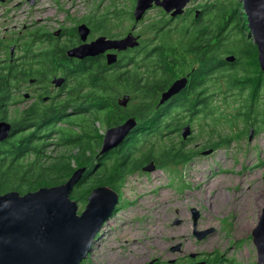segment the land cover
I'll use <instances>...</instances> for the list:
<instances>
[{
	"label": "rangeland",
	"instance_id": "1",
	"mask_svg": "<svg viewBox=\"0 0 264 264\" xmlns=\"http://www.w3.org/2000/svg\"><path fill=\"white\" fill-rule=\"evenodd\" d=\"M136 1L40 0L33 8L44 12L45 24L51 28L71 26L70 15L75 21L82 22L101 14L100 11L117 9L111 13L115 17L117 15V20L108 27L110 30L107 33L120 37L130 30L132 21L134 22L133 10ZM196 2L209 4V8L215 10L214 14L222 19V21L219 19L215 33L223 27V17L229 15L231 21L227 26L230 34L228 39L231 42L233 40L234 48L240 50L244 47L249 50L251 44H255L248 25L244 27V38L236 29L233 10L239 8L238 5L244 6L243 0H196ZM225 7L229 8L226 13L222 12ZM241 11L246 17L244 7ZM29 19L30 14L23 13V9L5 15L0 11V40L4 36L16 34L19 27ZM163 19L162 12L153 10L147 18L152 23L151 27L143 29L145 22L140 25L141 30H146L143 37L147 41L151 39H153L151 43L156 41L153 37L154 29ZM248 22L247 17V24ZM106 24L101 22L93 26L104 28L107 27ZM162 26L163 24L160 25ZM175 28L176 22L167 29L172 32L167 36L168 39L177 38V32L173 31ZM41 31L43 28L33 32L42 34ZM164 35V31L159 33L160 37L164 38ZM240 39L243 43H237ZM156 45L152 43L151 47ZM57 50L55 52L63 51L62 48ZM151 52V49L145 47L143 56H149ZM255 52L258 55V49ZM137 57V62H140L141 52ZM156 58L157 56L154 55L152 60L156 61ZM66 64L58 61L53 65L59 68L67 67ZM138 64L140 63L129 68L132 70L140 68ZM154 68L157 70V80L163 79L160 69L156 65ZM221 77L223 76L217 74L216 93L209 92L210 86L207 85L210 95H206L213 98L211 95L217 94L218 121L217 123L209 121V126L199 134L198 141L207 145V140L213 134L215 141H219L220 138L225 140L231 138V144L221 146L211 157L197 158L195 163H190L188 166L170 165L166 172L162 170L149 173L130 172L117 181V189L115 187L112 189L119 195L118 207L96 236V238L99 236V239L95 240L92 251L83 264H149L153 260H156V264H171L172 260H175L174 264L207 260L209 264L257 263L258 254L252 233L264 208V88L254 105L258 134H254L250 140L249 130L245 131V123L241 119V113L244 112L250 94L248 91L242 92L232 88L229 90V79ZM135 97V103L141 99L139 95L135 94ZM14 108L12 107L9 114L10 122L19 117V110ZM20 109L23 110V106ZM88 119H96L91 110L88 117L85 111L77 112L72 120L63 122L58 135L52 131L51 134L43 135L42 139L35 141L36 146H40L43 153L38 155L33 150H29L20 163L26 167L30 164H34L36 168L42 165L46 167L56 159L68 163V158L64 160L61 157H69L71 154L75 157V162L72 160L70 164L76 168L81 164V155L77 149L84 146L80 139L89 132L88 128L84 129V123ZM199 121L196 120L195 123L198 125ZM69 126L73 129L69 130ZM108 128L102 127L101 123L95 121L94 130H91L94 135L100 134L98 137L101 138L100 147ZM68 137L72 138V143L67 142ZM150 146L152 145L142 144L139 146V151L147 150ZM106 158L108 166L112 165L111 159H108V156ZM145 158L146 156L140 155L138 160L133 159V161L142 162ZM75 201L78 214H81L87 202ZM193 208L200 212L199 230L214 228V233L201 241L192 234ZM176 219L182 220V224L173 225ZM179 243L183 244L182 251L173 252L172 248ZM191 254H196V259H190Z\"/></svg>",
	"mask_w": 264,
	"mask_h": 264
},
{
	"label": "flooded vegetation",
	"instance_id": "2",
	"mask_svg": "<svg viewBox=\"0 0 264 264\" xmlns=\"http://www.w3.org/2000/svg\"><path fill=\"white\" fill-rule=\"evenodd\" d=\"M38 1L40 0H0V11L3 15L20 12L22 9L23 13L30 14L29 21L23 23L16 34L10 35L9 37L4 36L0 40V74L8 76L10 68L12 67L14 71H17L18 75L16 81H19V85L14 87L12 107H15L14 109L17 111L19 110L18 118L20 119V123L25 124L23 127H20V135L37 132L40 135L39 139H42L43 135L51 134L52 131L58 135L59 128L63 126V122L72 120L77 112L85 111V115L87 116L89 113V104L95 98L93 100L90 98L92 89L88 90L92 85L91 77L94 73L109 83L110 90L113 92V99L116 100V105L121 110H124L120 112L124 114V117L126 116L120 123L113 124L109 128L121 126L129 119H134L137 122V126L129 133L119 147L96 158L101 150L103 137L101 147L93 157V161L91 163H84L80 167L77 166L75 170L85 168L86 172L104 171L106 167L112 166H108L106 157L113 151L134 142L138 134H142V138L138 140L140 143L137 145V150H139L140 145L149 143L152 145L151 149L156 158L165 150L180 151L183 149L189 155V159L185 162L180 159L168 162H162L156 159L145 160L143 164L128 172H147L145 170L147 167L153 168L154 170L152 172L156 170L166 172L170 165L188 166L190 163H195L197 158H208L218 151V141L213 139V134L207 140V145L198 141L199 134L205 127L209 126V121L213 123H217L218 121L216 106L217 94H212L211 97L213 98L207 97L206 95H210L209 92L211 91L216 93L217 74H220L223 76L221 78L226 80L232 79L234 70L229 65L237 61L238 55L232 53L234 42L233 40L232 42L229 41L228 37L230 34L227 30L221 36L223 40L220 39L221 41H218L217 32L215 33L214 31L220 17L214 14L215 10L210 9L209 4H200L196 0H191L184 8L183 13L178 16H173L172 13H167L163 8L154 4L145 12L139 21L135 18L134 8V22L132 21L133 24L130 30L119 37L107 33L110 30L108 27H111L110 25L114 24V21L117 20V15L115 17L111 14L117 9L100 11L101 14L92 16L82 22L80 20L75 21L70 15L69 22L72 24L71 26L66 28H51L48 24H45L44 12L34 10L33 8ZM153 10L162 12V16L164 17L154 29L153 37L156 41L152 43L157 44L155 47H151V41L153 39L147 41L143 37L146 30H141L140 28V25L144 22L146 25L143 29H149L151 27L152 23L147 18ZM34 17L37 18L34 19ZM244 19V24L248 25L247 16ZM100 21L105 24L107 23V27H104L105 29L95 28L93 26L101 23ZM174 22H176V28L173 31H176L178 36L177 38L168 39L167 36L171 35L172 32L167 31V29ZM162 24L163 26L160 27ZM82 26L85 28L81 29L80 27ZM164 27L165 29H163ZM40 28H43V31H41L42 34L33 32ZM203 28L209 29L211 41L200 39L198 36L197 33ZM162 31L165 34L164 38L159 36V33ZM129 36L134 38V43H138L135 48H129L126 51L120 52L118 50H107L95 56H82L91 47L92 43L101 38H105L108 41H119ZM200 46L210 47L212 50L210 55L204 58H197L194 51L188 50ZM145 47L151 49V55L143 56ZM60 48H62V52H55ZM161 48L177 50L178 54L185 58L187 63L185 70L178 77L173 76L170 81H166L167 84L164 90L158 85L164 77L161 80H157L156 75L158 74L154 66L156 65L161 72L162 60H160V55L168 54L170 56V54L167 53L168 51L163 52L160 50ZM73 49H77L81 56L80 58L68 55V51ZM139 52H141L142 60L137 62ZM109 55H115L117 62L109 65ZM154 55L157 56L156 61L152 60ZM230 56L235 57L234 62L227 60ZM58 61L65 62L68 66L59 68L54 66L53 64ZM137 63H140L138 64L140 68H134L133 70L129 68L137 65ZM91 64L94 68L88 70ZM57 79L64 80L60 87L54 83ZM138 79L144 86L147 84L153 85L150 87V90H153L155 92L154 94L158 91L154 101L153 98L145 97L142 93L136 92L134 87H131L133 82H137ZM180 79L187 80L186 87L178 94L173 95L166 103L160 104L162 94ZM212 80L213 82L211 83ZM100 85L105 84L102 82L97 84V86ZM228 85V89L230 90L232 85L230 83ZM100 93L97 92L99 96ZM135 94L141 97L136 103ZM147 103L154 104L150 108L151 113L148 118L144 120L140 117V112L137 108ZM21 106H23V110L20 109ZM34 110L37 111L39 116L37 119L46 116L57 122H54L55 124L51 123L49 126L40 127V129L36 126L38 122L34 121L35 118L32 115ZM7 118L9 119V116ZM196 120H200L198 125L195 123ZM4 121L0 120V122ZM47 121L42 122L41 126L42 124L46 125ZM147 122L149 125L145 128L148 129L146 132L143 125ZM27 123L28 126L25 128ZM88 127L89 123H84V129ZM72 129L73 127L69 126V130ZM248 130L249 135L251 132L253 135L258 134L257 124L249 125ZM143 136L145 137L143 138ZM68 141L73 140L68 137ZM3 143H0V146ZM4 149L5 152L8 151L6 148ZM208 151L211 152L205 154ZM190 259L196 258L190 257ZM201 262L209 264L208 260ZM197 263L200 262H187V264Z\"/></svg>",
	"mask_w": 264,
	"mask_h": 264
},
{
	"label": "water",
	"instance_id": "3",
	"mask_svg": "<svg viewBox=\"0 0 264 264\" xmlns=\"http://www.w3.org/2000/svg\"><path fill=\"white\" fill-rule=\"evenodd\" d=\"M191 0H137L134 15L139 21L154 4L173 16L181 15ZM244 12L248 17V27L258 48V61L264 73V0H243ZM85 28L84 26L80 27ZM133 37L124 40L108 41L101 38L91 44L82 56L106 52L107 50L126 51L138 43ZM69 56L81 57L77 49L68 51ZM234 62L235 57L227 58ZM117 62L115 55H109V65ZM63 79L55 80L61 86ZM187 85L186 79L177 80L162 94L160 104L166 103ZM137 126L134 119L125 124L107 129L103 144L96 158L119 147L129 133ZM13 125L0 122V143L11 135ZM252 140L253 134L249 136ZM211 151L206 152L209 154ZM147 173L154 169L145 168ZM85 168L76 170L71 178L60 186L41 188L21 194L10 191L0 194V264H83L92 251L96 236L112 217L119 195L111 187H99L91 192L85 210L78 214L77 202L70 197L74 187L82 180ZM193 236L201 241L214 233V228L198 229L200 212L192 209ZM182 224L176 219L173 225ZM253 243L257 249L256 264H264V208L253 230ZM183 244L172 248L173 252L182 251ZM196 258V254H191ZM153 260L150 264L155 263ZM175 260L171 261L174 264ZM197 264H205L203 262Z\"/></svg>",
	"mask_w": 264,
	"mask_h": 264
},
{
	"label": "trees",
	"instance_id": "4",
	"mask_svg": "<svg viewBox=\"0 0 264 264\" xmlns=\"http://www.w3.org/2000/svg\"><path fill=\"white\" fill-rule=\"evenodd\" d=\"M238 7L240 8V10L239 8L234 9L233 14L235 17L237 32H239L241 34V37L243 36L244 38V27L246 26V24H244L245 20L243 22L244 15H242L243 13L241 11L244 6L238 5ZM228 9L229 8L226 9L225 7V9H223L224 11L222 12L226 13L225 11H227ZM220 21H222V19ZM230 21L231 19L229 20V15L225 18L223 17L224 26L217 30L218 41L220 39L223 40V37L221 36L227 30V26H229ZM197 34L200 39L211 41L208 28L201 29ZM237 43H243V41L240 39V41H237ZM160 50H162L163 52L168 51L167 53L170 54V56L168 54L160 55V60H162L161 72L164 79L160 81L158 85H160L162 87V90H164L167 84L166 81H170L171 77L173 78V76L178 77L180 73L185 70L187 63L185 58L178 54L177 50H170L167 48H161ZM188 50L194 51V54L196 53L197 58H204L207 55H210V53L212 52L211 48L207 46L194 47ZM256 50L257 47L255 46V44H251L249 50H246L244 47H241L239 50L235 47L232 53L238 55V59L235 63L229 65L234 70V76L229 80L230 84L232 85L231 88L242 92L248 91V94H250V99L246 102L244 112L241 113V119L245 123V131L248 130L249 125H256L258 123L256 120L257 115L254 113V105L257 103L261 90L264 88V73L260 67L258 55L257 52H255ZM92 68H94V66L91 64L88 70H92ZM17 78V71H14L12 67L10 68L8 76H3L0 74V120L9 121L7 117L12 111L14 87H17L19 85V81H16ZM91 82V87L87 89H92V92H90V98L92 100L94 97L95 98L90 103L89 110L94 113L96 119H88V121L86 122L89 123V132L84 134L83 138L80 139L82 140L81 142L84 143V146L80 149H77L82 157H80L81 164L79 165V167L84 163H91L93 161V157L97 154L100 148L101 138L98 139L100 134L94 135L91 133V130H94L95 121L101 123L102 127H110L113 126V124L120 123L126 117H124V114L120 112L124 110H121L116 105V100L113 99L114 96L112 90H110L109 83L104 81V78L98 77L94 73L92 74ZM101 82L105 85L97 86V84ZM152 86L153 85L149 84L144 86L138 79L137 82H133L131 87H134L136 92L142 93L145 97H149L150 99L153 98L154 101L158 94V91L156 92V94H154L155 92H153V90H150V87ZM97 92H101L100 96L97 94ZM153 104L154 103H147L144 105H140L137 108L142 119L146 120L148 118L149 114L151 113L150 108L153 106ZM32 115L35 118L34 121L38 122L36 126L39 128L49 126L51 123L55 122V120L50 119V117L46 116L41 117V119H37L39 116L36 110L33 111ZM45 120H48L47 124H42L41 126V123ZM10 123L13 125L11 135L0 146V194H5L10 191H16L21 194H26L29 192L37 191L41 188H51L65 184L76 171L75 168H73L70 164L72 163V160L73 162H75V157L71 156V154L69 155V157H61V159L64 160H66L65 158H68V163L62 162L61 160L57 161L58 159H53L54 162L52 161L53 163L51 162L50 165L46 167L42 165L36 168L34 167V164H30L29 167L23 166L20 163V160L25 156L27 152H29V150H33V152L38 155L40 153H43L41 147L36 146L35 144L36 139H39L40 137H38L37 132L20 135V127H23L25 124L20 123V119L18 117ZM147 125H149L148 122L143 125L144 129L148 127ZM27 126L28 123L25 128ZM145 130L146 132L148 131V129ZM144 137L145 136H143V138ZM141 138L142 134H138L134 142L127 144L123 148H119L113 151L108 156V159H111L112 161L111 167H106L104 171L100 172H85L82 180L74 187L75 191L73 189L74 192H71V199L73 197V199L75 200H84L88 203V198L91 195V192L96 188L115 187V189H117V181H119L121 178L123 179L126 174L130 173L128 171L137 168L139 165L143 164L145 160L156 159L158 161L168 162L175 159H180L185 162L189 159V155L185 153L183 149L180 151L171 149L165 150L158 158L154 156L151 149L152 146H150L147 150L139 151L137 150V145L140 143V141L138 140ZM231 142V138L226 140L220 138L217 143V147L220 148L223 145H229L231 144ZM68 143H72V141ZM3 147L8 151L5 152V149ZM140 155H144L146 156V158L142 162L133 161V159L138 160ZM114 164L115 166H113ZM97 239H99V236L96 238V241Z\"/></svg>",
	"mask_w": 264,
	"mask_h": 264
}]
</instances>
